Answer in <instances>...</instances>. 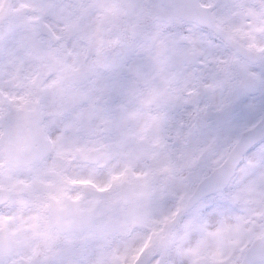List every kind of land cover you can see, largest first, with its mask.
Here are the masks:
<instances>
[{
  "label": "snow or ice",
  "instance_id": "obj_1",
  "mask_svg": "<svg viewBox=\"0 0 264 264\" xmlns=\"http://www.w3.org/2000/svg\"><path fill=\"white\" fill-rule=\"evenodd\" d=\"M0 264H264V0H0Z\"/></svg>",
  "mask_w": 264,
  "mask_h": 264
}]
</instances>
